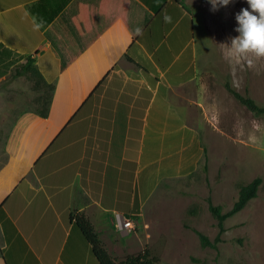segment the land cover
Returning a JSON list of instances; mask_svg holds the SVG:
<instances>
[{
	"label": "crops",
	"instance_id": "obj_1",
	"mask_svg": "<svg viewBox=\"0 0 264 264\" xmlns=\"http://www.w3.org/2000/svg\"><path fill=\"white\" fill-rule=\"evenodd\" d=\"M100 2L0 0V81L32 57L55 86L48 116L21 112L3 148L0 264H97L76 215L102 239L136 196L143 208L156 175L185 172L200 152L178 99L199 75L195 0H130L125 23L96 14L80 34L79 4ZM104 97L111 108L96 111ZM143 97L152 98L134 158L132 103Z\"/></svg>",
	"mask_w": 264,
	"mask_h": 264
},
{
	"label": "rangeland",
	"instance_id": "obj_2",
	"mask_svg": "<svg viewBox=\"0 0 264 264\" xmlns=\"http://www.w3.org/2000/svg\"><path fill=\"white\" fill-rule=\"evenodd\" d=\"M195 4L190 49H197L199 75L178 99L199 130L200 152L185 172L156 175L160 181L149 184L152 191L143 208L124 215L135 221L132 232L108 223L102 241L118 259L148 248L157 264H264V112L252 111L227 88L230 84L264 108V57L250 56L251 64L229 63L224 55L222 44L238 35L235 17L249 7L247 0H232L215 12L209 0ZM52 93L30 74H11L0 81V165L19 114L46 109ZM109 98L98 99L96 111L111 108ZM257 176L263 179L258 195L225 220L217 247L203 246L200 233L214 241L220 231L210 201L222 205L224 212L230 210L241 187Z\"/></svg>",
	"mask_w": 264,
	"mask_h": 264
},
{
	"label": "trees",
	"instance_id": "obj_3",
	"mask_svg": "<svg viewBox=\"0 0 264 264\" xmlns=\"http://www.w3.org/2000/svg\"><path fill=\"white\" fill-rule=\"evenodd\" d=\"M129 5L130 0H101L100 4L96 8L87 3H80L78 6V12L73 17V22L80 34H87L91 30H93L96 14H100L106 18H110L111 16H113L112 18H114L115 20H119L125 23ZM12 74H14L15 76L29 74L32 76H36L41 82H43V84L50 87L51 91H54L55 86L46 82L44 76L36 66L35 60L32 57H28L26 63L15 68V71ZM99 86L100 84L97 85V88ZM227 88L233 93L236 98H238L252 111L264 112V108L260 107L253 98L237 92L231 87L230 84H227ZM149 95H152L151 91L149 92ZM151 98L152 97L138 98L133 102V113L139 116V118H133L130 122L128 144L129 146H131V150H129V153L130 151H132V156L134 158L137 157V150L140 147L143 118ZM51 101L52 99L48 101L46 109L38 111L39 114L44 117L48 116ZM262 180V177L257 176L248 184L243 185L239 191V196L234 203V206L226 212H224V207L222 205H215L210 201L209 208L215 218H217L218 220L220 231L219 235L214 241H211L206 235L200 233L203 246L217 247L218 242L221 240L220 235L226 230L224 225L225 220L242 210L250 200L258 195V190L262 183ZM134 205V210L138 211V209L140 208V204L137 196L135 198ZM76 221V225L79 227L86 244L90 246L91 254L95 258L97 264H157V258L151 255V251L148 248H145L138 254L128 255L123 259L113 257L100 238L99 233L96 231L94 225L84 213H78L76 215ZM89 264H92V262H90Z\"/></svg>",
	"mask_w": 264,
	"mask_h": 264
},
{
	"label": "clouds",
	"instance_id": "obj_4",
	"mask_svg": "<svg viewBox=\"0 0 264 264\" xmlns=\"http://www.w3.org/2000/svg\"><path fill=\"white\" fill-rule=\"evenodd\" d=\"M232 0H209L212 11L215 12L221 7L227 6ZM249 7L241 9L236 14L238 35L225 42V58L233 61H248L251 64L250 56L264 57V0H247ZM170 19L166 17V20Z\"/></svg>",
	"mask_w": 264,
	"mask_h": 264
},
{
	"label": "built area",
	"instance_id": "obj_5",
	"mask_svg": "<svg viewBox=\"0 0 264 264\" xmlns=\"http://www.w3.org/2000/svg\"><path fill=\"white\" fill-rule=\"evenodd\" d=\"M117 226L124 232H132L135 228V221L130 218L122 217Z\"/></svg>",
	"mask_w": 264,
	"mask_h": 264
}]
</instances>
